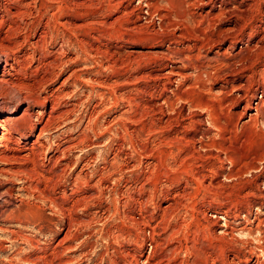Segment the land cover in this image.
<instances>
[{
    "label": "rangeland",
    "instance_id": "374dc122",
    "mask_svg": "<svg viewBox=\"0 0 264 264\" xmlns=\"http://www.w3.org/2000/svg\"><path fill=\"white\" fill-rule=\"evenodd\" d=\"M0 18V65L20 66L0 120L36 97L13 146L36 142L51 180L0 161V264H264V0H0ZM47 92L69 114L41 133Z\"/></svg>",
    "mask_w": 264,
    "mask_h": 264
},
{
    "label": "bare ground",
    "instance_id": "6f19581e",
    "mask_svg": "<svg viewBox=\"0 0 264 264\" xmlns=\"http://www.w3.org/2000/svg\"><path fill=\"white\" fill-rule=\"evenodd\" d=\"M22 3V2H21ZM25 4V3H24ZM18 5V4H17ZM26 7V6H25ZM24 7V5H20L19 6V8H25ZM26 10V9H25ZM25 13H27L26 11H18V12H16V14H21V15H23V14H25ZM17 16V15H16ZM20 16V15H19ZM18 16V17H19ZM25 16V15H24ZM3 17V16H2ZM17 17V18H18ZM1 19V18H0ZM4 19H2V22H0V26H1V24L4 22L3 21ZM12 21V19H9V21ZM15 22V21H14ZM13 22V23H14ZM17 22V21H16ZM15 24H17V23H15ZM19 26V25H18ZM18 26H16L17 28H18ZM9 27V26H8ZM7 27V28H8ZM12 26H10V28H11ZM15 27V25L13 26V28ZM13 28H12V33H13ZM20 28V27H19ZM18 28V29H19ZM17 29V30H18ZM8 30V29H7ZM11 30V29H10ZM17 30H15V31H17ZM5 31V30H4ZM9 31V30H8ZM10 33H11V31H10ZM17 33H18V31H17ZM16 33V34H17ZM6 35V34H5ZM4 35V37H6ZM10 36H12L11 34H10ZM10 36H9V38H8V36H7V38L8 39H10ZM15 36H17V35H15ZM1 37V36H0ZM27 37V36H26ZM17 38V37H16ZM1 39H2V37H1ZM4 39V38H3ZM2 39V40H3ZM5 40H6V38H5ZM25 40V39H24ZM8 41V40H7ZM10 41V40H9ZM4 42V41H3ZM3 42H0V46H2V47H0V49L1 48H3L4 46L3 45H5V43H3ZM15 42V41H14ZM21 42V41H20ZM24 43L25 42H27V41H23ZM17 44H18V42H16ZM38 43H40V42H38ZM14 44V43H13ZM13 44H12V46H13ZM21 44V43H20ZM36 44H37V42H36ZM6 45H8V43L6 44ZM5 45V46H6ZM16 45V44H15ZM9 46H11V45H9ZM8 46V47H9ZM18 46V45H17ZM15 47V46H14ZM7 48V47H6ZM18 48H20V46L18 47ZM4 49V48H3ZM7 51V50H6ZM12 51V50H11ZM12 53V52H11ZM3 53L2 52H0V55H2ZM13 54V53H12ZM4 55V54H3ZM6 55V54H5ZM14 56V55H13ZM14 58V57H13ZM8 60V59H7ZM17 60V59H16ZM13 61V60H12ZM16 62V61H15ZM20 62V61H19ZM52 63H54V62H52ZM52 63H51V65H52ZM5 64V63H4ZM22 65V64H21ZM19 66V63H18V61H17V63H16V67L14 66V65H11V68H12V70L14 71L13 73H9L10 74V76L9 75H7V71H5V68L4 67H2L1 65H0V96L2 95L3 96V94H4V96L9 92V90H11L12 88H16V87H19L17 84H20V83H18V80L15 78L16 76V73H20V71H18V67ZM24 66V65H23ZM55 66V65H54ZM20 67V66H19ZM22 67V66H21ZM20 70H21V68H20ZM9 71V70H8ZM16 72V73H15ZM18 73V74H19ZM21 75V74H20ZM19 75V76H20ZM9 76V77H8ZM15 76V77H14ZM22 76V75H21ZM43 80V82H44V79H42ZM45 80H46V78H45ZM21 81V80H20ZM42 81H40L39 83H41ZM38 85V84H37ZM40 85V84H39ZM30 86V85H29ZM33 86V85H32ZM26 87H28V86H26ZM34 87V86H33ZM33 87H32V89L31 88H29V89H31V92L33 93L34 91H32L33 90ZM27 90H28V88H27ZM263 90V89H262ZM55 91V90H54ZM28 92H30V90L28 91ZM35 92H36V90H35ZM10 93V92H9ZM8 93V94H9ZM7 94V95H8ZM26 94V93H25ZM24 94V95H25ZM36 94V93H35ZM34 94V95H35ZM60 94V93H59ZM59 94H58V92H57V95H56V93H54V92H50V93H48L47 92V94L46 95H44L42 98H40V99H42V101L43 102H47L48 104L50 103L51 104V109H50V111H49V113H48V115H47V119L44 121V123L41 125L42 127L39 129L40 131H41V133H43L44 131H48V130H50V129H48V128H51L52 126H51V123L53 122V121H55V120H58V119H62V118H65V117H67L68 116V114H69V111H56V108H57V106H59V100H61L60 99V97H59ZM261 94H263V93H261ZM260 94V95H261ZM27 95H28V93H27ZM30 95H32V94H30ZM37 96H39V95H37ZM6 97V96H5ZM32 97L34 98L35 96H19L18 98H19V101L22 103L21 105H20V107H18L17 109H15L10 115H8V116H6L4 119H2V120H0V161L2 162V161H4V162H8V161H14V162H17V161H20V164H27L28 163V165L31 167V169H29V168H27V169H25V170H23V169H20V167H19V169L17 170L16 169V171L14 170V172H13V174H14V176H21V175H24V176H26V177H29V178H31V177H34V176H38V177H42L43 179H45V180H50L48 177H47V175H46V177L47 178H45V176H42L41 174H40V171H39V175H37V170L35 169L37 166H39L37 163H38V156H39V153H40V151H39V148H37L36 146H35V144H36V142H34V143H32V144H30L28 147H23V149H17V148H15L13 145H16V146H20V145H18L19 143H16L15 142V140H14V138H13V135L14 134H20V135H23V133H25V131L26 130H30V131H32L33 129H35V127L36 126H34V119H33V117H34V114L30 111V108H29V104H30V102L32 101ZM261 97V96H260ZM36 98V97H35ZM179 98L180 99H183V97L182 96H179ZM36 100V99H35ZM34 100V101H35ZM38 100V99H37ZM169 100V99H168ZM167 100V101H168ZM41 101V102H42ZM24 102H26V108H24L23 110H22V112L21 113H18V115H15L17 112H18V109L20 110V109H22L21 107H22V105L24 104ZM33 102V101H32ZM31 102V103H32ZM37 102V101H36ZM38 102H39V100H38ZM37 102V103H38ZM169 102V101H168ZM188 102V101H187ZM258 103H259V100L257 101ZM264 101L262 100V104L261 105H259L260 106V108H261V106H263L264 105V103H263ZM261 103V102H260ZM199 105H201V104H199ZM231 105V104H230ZM257 105V104H256ZM198 106V105H197ZM252 106V105H251ZM258 106V107H259ZM196 107V106H195ZM200 107V106H199ZM203 108L204 107H206V106H202ZM208 107V106H207ZM59 108V107H58ZM245 110H246V107L244 108ZM209 110V109H208ZM210 110H211V108H210ZM254 110H255V114H256V119H257V116H259V112H261V111H259V109L255 106L254 107ZM261 110V109H260ZM262 111H264V110H262ZM54 112H56V115H55V113ZM54 113V114H53ZM206 113V112H205ZM37 114V113H36ZM211 114V113H210ZM254 114V115H255ZM261 115V114H260ZM36 116V115H35ZM211 116H213V115H211ZM249 116H250V114H249ZM41 118V117H40ZM214 119V118H213ZM218 119V118H217ZM220 119V118H219ZM249 119V118H248ZM255 120V119H254ZM59 121V120H58ZM194 121V120H193ZM192 121V122H193ZM57 122V121H56ZM198 122V121H197ZM212 125H213V123H211ZM217 124L219 125V122H218V120H217ZM53 125H54V123H53ZM181 125V124H180ZM221 125V124H220ZM219 125V126H220ZM51 126V127H50ZM215 126V125H214ZM222 126V125H221ZM224 127V126H223ZM184 128V127H183ZM52 129V128H51ZM218 129V128H217ZM220 129H222V127L220 128ZM187 130V129H186ZM51 131V130H50ZM34 132V131H33ZM48 133H49V131H48ZM46 134V133H45ZM41 134H39L37 137L39 138V136H40ZM20 138V137H19ZM19 138H17V139H19ZM38 138H36V139H38ZM17 141V140H16ZM39 142H41V141H39ZM43 142V141H42ZM181 142H184L185 144H189L190 142H191V138L188 136V133L187 132H183V133H179V143L180 144H182ZM44 143V142H43ZM39 145H40V143H39ZM43 146V145H42ZM42 148V150H43V148H44V146L43 147H41ZM222 148V147H221ZM41 150V151H42ZM194 150V149H193ZM38 151H39V153H38ZM180 151V150H179ZM195 151V150H194ZM197 151V150H196ZM192 152V151H191ZM212 152V151H211ZM192 153H194V152H192ZM208 153H210V152H208ZM203 154V153H202ZM41 155V154H40ZM193 155V154H192ZM197 155V154H196ZM210 155V154H209ZM52 156V155H51ZM195 155H193L192 157H194ZM200 156V155H199ZM211 156V155H210ZM212 156H213V154H212ZM54 157H55V155H54ZM202 157V156H201ZM50 160V159H49ZM23 161V162H22ZM51 161V160H50ZM22 162V163H21ZM184 163V162H183ZM26 166V165H25ZM233 166V165H232ZM39 168V167H38ZM40 169H41V167H40ZM211 169V168H210ZM48 171L51 173V174H53L54 175V172L52 171V169H48ZM206 171V170H205ZM209 171V170H208ZM210 172H212V169L210 170ZM214 172V171H213ZM212 172V173H213ZM214 174H216L215 172H214ZM56 175V174H55ZM50 177V176H49ZM52 177V176H51ZM202 177H205L204 175L202 176ZM44 181V180H43ZM51 181V180H50ZM49 181V182H50ZM46 182V181H45ZM35 186V185H34ZM36 188V187H35ZM38 189V188H37ZM37 189H35V190H37ZM12 191V190H11ZM39 192L41 193V190H39ZM260 192H262V191H260ZM43 193V192H42ZM44 194V193H43ZM47 196H50V195H48L47 194ZM47 196H44V197H47ZM49 198V199H48ZM47 199L48 200H50L52 197H48ZM53 201V200H52ZM56 201V200H55ZM56 203V202H55ZM79 204V200L78 201H76L73 205H72V207H76L77 205L76 204ZM52 204V203H51ZM59 204V203H58ZM53 205H54V203H53ZM56 205V204H55ZM29 213H31V212H29ZM27 214V213H26ZM26 216V215H25ZM11 219H13L14 221H16V222H18V223H23L21 220H20V218L18 217V215H16V216H12L11 217ZM23 221H25V220H23ZM226 231V230H225ZM151 245V244H150ZM151 247V246H150ZM150 247H149V249H150ZM153 247V246H152ZM260 249H262V253H263V255H264V246H261V248ZM150 251H151V249H150ZM225 264H233L231 261L229 262H227V260H226V263Z\"/></svg>",
    "mask_w": 264,
    "mask_h": 264
}]
</instances>
